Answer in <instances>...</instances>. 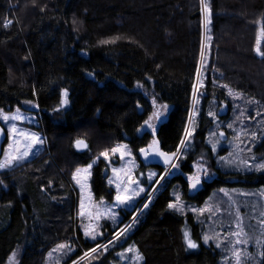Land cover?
<instances>
[{"label":"trees","instance_id":"obj_1","mask_svg":"<svg viewBox=\"0 0 264 264\" xmlns=\"http://www.w3.org/2000/svg\"><path fill=\"white\" fill-rule=\"evenodd\" d=\"M206 2L211 15L197 129L178 172L162 180L122 244L138 249L141 264H222V250L203 240L205 222L190 210L168 208L176 194L184 204L199 208L223 189L259 190L264 222V170L222 168L217 157L224 152L214 154L207 143L213 124L208 113L215 105L230 103L228 89L264 107V57L255 52L264 0ZM6 20L12 22L5 26ZM202 35L201 0H0V109L13 111L27 101L36 104L39 129L49 151L44 149L34 161L0 171V181L6 182L5 188L0 182V264L20 244L24 248L18 264H46L49 249L72 232L83 249L92 247L71 225V200L62 206L44 201L50 190L47 181L65 184L60 167L72 162L85 165L99 149L119 141H127L135 153L147 145L152 132L138 129L154 109L153 98L157 109L170 107L155 125L156 139L162 150L175 152L202 63ZM260 47L264 51V36ZM64 89L69 105L60 108ZM228 113L219 119L227 121ZM224 124L222 129L231 133ZM76 140L88 147L77 151ZM254 152L264 155V133ZM201 160L212 175L202 178L191 192L187 175ZM33 165L36 174L30 169ZM103 165L93 167L91 188L95 198L110 200ZM58 193L55 200L59 202L71 190ZM123 214L122 225L130 218L129 212ZM185 230L197 248H188ZM106 231L108 238L112 230ZM81 253L78 248L63 264ZM262 253L264 223L260 264H264ZM110 256L111 251L105 257Z\"/></svg>","mask_w":264,"mask_h":264},{"label":"rangeland","instance_id":"obj_2","mask_svg":"<svg viewBox=\"0 0 264 264\" xmlns=\"http://www.w3.org/2000/svg\"><path fill=\"white\" fill-rule=\"evenodd\" d=\"M204 2L207 4L206 0ZM201 7L203 9V5L201 3ZM264 19V16L262 17ZM261 18V19H262ZM259 20V28L261 29L264 27L263 24L260 25ZM209 20L207 13L202 11V25H203V35H202V49L201 53L203 52V57H200V61L202 62L199 66L200 74L199 79L202 81V85L197 83V75L195 79V83L197 85V99L198 103L194 105L193 103V91L191 96V105L188 113V119L186 128L193 130L192 135L194 134L195 130L197 129V121L199 117V111L201 107V87L204 85V74L202 72L203 63L205 61V40L208 37L209 32ZM260 42L262 41V36H260ZM232 94H229V89L227 90V95L230 97V103L223 102L220 105H215L213 109V113L215 116L212 117V127L208 133L207 143L212 148V144H216V148L214 154L218 155L219 151H223L224 153L217 157V162L222 168L226 169H234L240 171H247V170H255L254 168H248L245 165L241 164L240 161H248L249 163H253L252 157H256L255 163H259L261 158H264V155H259L254 152V145L258 141V139L264 133V107L260 109L261 103H259L255 99L248 98L243 94L231 90ZM239 95H236V94ZM62 98V97H61ZM69 105V102L60 108H66ZM33 104H27L24 107H20L21 114L25 117L22 121H12L15 123L17 128L23 129L27 132L36 133L43 139V144L37 145L34 147L30 155L23 161L14 163L9 168L0 169V171H9L10 168H17L22 163H26L29 161H34L35 158L38 157L40 153L43 152L45 149L46 152L48 151V141L47 138L42 134L41 130L39 129V120L37 112L30 109ZM17 109V108H16ZM6 111L3 110L6 114H12L16 111ZM162 111L161 118L165 115V113L170 109L167 106L166 109H160ZM156 109H153L152 112ZM151 112V114H152ZM229 112V118L227 121H223L219 119V116L226 114ZM150 114V115H151ZM149 115V116H150ZM148 116V117H149ZM147 117V119H148ZM160 118V119H161ZM159 119V120H160ZM2 126L5 128L7 132L6 143L3 147V152L0 156V161L4 159V152L8 149V145L12 143V136L8 132L9 123L3 120H0ZM158 120H154L153 124L156 125ZM225 123V124H224ZM225 125L226 129L229 130L231 133H227L226 130L222 129V125ZM232 124L233 127L229 128L228 125ZM147 131L152 132V129H148L145 127ZM185 128V129H186ZM223 131L224 137L218 138V134ZM213 133L217 135H212ZM252 133L256 135L253 136ZM192 135L190 137H185V131L183 138L187 140V145L185 150L180 154V158L174 160L173 163L179 164L180 160L183 158L184 153L190 149V145L192 143ZM77 141V140H76ZM75 141V142H76ZM151 141V140H150ZM149 141V142H150ZM148 142V143H149ZM116 144H126L129 147V150L132 153V158H134V163L136 165L135 168L132 170V176L134 179L139 181V186L144 189L143 192H140L139 195L133 196L132 200L127 203L126 205L116 206L117 202L115 201L116 196V186L115 184H109V178L113 176L112 169L113 168H121L127 167L131 168L132 165L129 163V158H125L123 161L120 159L119 155H111L109 156V160H105L104 157L100 156L99 154L104 151L105 149H111ZM112 147L109 148H101L99 149L94 156L91 157L89 163L93 164V167L97 164L103 163V168L107 169V176L104 178L105 183L109 187L111 191V199L106 200L105 198H95L93 195V191L91 188V176L92 170L91 169V176L88 178L87 184L88 188L84 191L83 196L85 198V211H92L95 214L96 210L98 209L100 212H105L107 209H111L113 213L116 214V219H111L107 214L101 216L98 220H93L92 224L95 227L97 233H99L95 240H92L90 237H85L84 229L82 225L88 224L89 219L88 216L85 215L84 217L80 216V204H81V189L80 186L76 183L73 179V173L76 171L77 168H84L89 163L85 165H78V164H67L66 166L60 167V172L63 173L64 178L66 180L65 184L58 183L54 185L52 181H47V185L49 187L48 194H45V199L42 198L45 202H49L50 204H57V205H65V201L71 200L72 201V221L71 225L74 226L75 230H79L82 234L83 239L90 241L92 247L89 249L97 248V245H108L107 250L105 251L103 247H100L94 253H90L89 256L85 257V253L89 252V250L83 249L78 241V237L75 232H72V235L67 237V241L65 239L60 240L59 242L55 243L54 246L49 249L45 256V263L46 264H63L64 261L69 258L71 255L76 254L78 248H81V255L74 261H77V264H133L131 257L133 253H125V257H121L118 254L123 252L129 246H133L132 244L123 245L124 240L131 232L133 226L138 221V217L143 213V211L148 207L145 205H149L157 190H159L161 186L162 180L169 174L162 169V171H158L156 167H150L147 165H143L136 153L131 149L129 143L127 141H119L115 143ZM250 149V151H249ZM213 150V149H212ZM50 154V153H49ZM51 155V154H50ZM99 157V159H97ZM198 163H203V166L207 169V174H201L202 178L209 177L212 175L210 170L207 168L204 162L199 161ZM35 164V163H34ZM30 168L33 170V174H36L37 168L36 166H32ZM55 168V167H54ZM19 169V168H18ZM53 169V168H52ZM20 170V169H19ZM51 172V171H49ZM178 169H171L170 173H176ZM196 172V168H194L193 173ZM143 173V175H141ZM149 173H156L155 176L152 177L151 180L148 179ZM191 173L190 175H192ZM189 175H187L188 177ZM163 177V179H161ZM38 179L34 178V181L37 182ZM47 180V179H46ZM159 180L160 183L157 184L155 181ZM1 186L3 188L6 187V182L1 179ZM47 185H44L46 188ZM199 185L192 189L190 187V191H195ZM41 188V189H43ZM69 188L71 190V195H67L66 193L63 194L59 200L56 201V195H59V191L65 192ZM89 194L91 195V200H88ZM67 200V201H68ZM56 201V202H55ZM182 202V201H181ZM183 203V202H182ZM184 204V203H183ZM91 205V208L89 207ZM185 210H190L195 208L193 206H189L184 204ZM207 208L209 210L205 211L201 214L199 211L195 212L198 218L202 219L206 224V234L210 237L209 241L212 242L216 247L219 245V249L222 250V264H236L235 260L232 258L233 249L237 250L241 254V262L240 264H260L261 260V246H262V226H263V195L262 192L259 190H243V189H223L217 193H215L211 199L202 207L196 208ZM129 212L130 218L129 220L124 223L123 225L120 224L123 218V213ZM200 219V220H201ZM131 225L128 228L127 232L119 238V240H114L113 244H108L109 240L113 239V236L116 233L124 231V229ZM112 230V233L108 238L104 237L108 231ZM67 230H65L66 232ZM64 232V233H65ZM232 233H237L238 235L234 236ZM73 241L74 243H71ZM237 241H240L239 243ZM259 241V243H258ZM60 243H67L73 249L71 252L65 249L64 251H53L56 246ZM117 247L118 249H115ZM24 248V244L17 245L14 250L10 253L9 257L7 258L5 264H18L20 256L22 254ZM136 248V247H134ZM111 251L112 256L105 257ZM52 253L50 256L49 253ZM15 253L14 261L12 260L13 254ZM83 258V259H81ZM227 258V259H225ZM70 264H73L71 262ZM135 264H141V260L135 262Z\"/></svg>","mask_w":264,"mask_h":264},{"label":"snow or ice","instance_id":"obj_3","mask_svg":"<svg viewBox=\"0 0 264 264\" xmlns=\"http://www.w3.org/2000/svg\"><path fill=\"white\" fill-rule=\"evenodd\" d=\"M201 3L203 5L202 11L206 12L208 17L211 15V9L209 8L208 4L204 2V0H201ZM12 21H5V26L10 24ZM260 36H264V27L261 28ZM104 43H107V41H104ZM255 52L257 55L264 57V51H261L260 47V37H258L257 42H256V47H255ZM203 52L201 53V56L203 57ZM199 74H200V69H197V83L202 85V81L199 79ZM224 87H227V85H224ZM229 94H232L231 89H229ZM236 95H239L238 93ZM68 91L67 89L62 90V98L60 100V105L59 107H63L68 103ZM197 99V85H193V103L194 105L198 103ZM26 103H31V101H27ZM156 99H152V106L154 109H156ZM161 109H166L167 105H161ZM209 116L214 117L215 113L209 112ZM162 116V111L159 109L154 110L152 114L146 119L141 126V129H138V131L143 130L145 127L148 129H152L153 136L155 133V125L153 124L154 120H159ZM25 119V117L21 114L20 109L17 108L16 111L12 114H6L3 112L2 109H0V120H3L5 122L9 123L8 127V132L12 136V143L8 145V149L5 150L4 152V159L0 161V169L4 168H9L11 167L14 163L20 162L25 160L32 150L34 149L35 146L43 144V139L36 133H31L27 132L23 129L17 128L15 123H12V121H22ZM229 128H232L233 125L229 124ZM2 131V129H0ZM192 131L188 128L185 129V137H190L192 135ZM212 135H217L213 133ZM224 132L221 131L218 134V138H223L224 137ZM253 136H255V133H252ZM187 145V140L182 138L180 140L179 145L176 148L175 152L169 153V152H164L161 151L159 148V142L153 138L152 141L147 145L145 148H140L139 149V154L143 156V158L148 161L152 157H158L162 158L163 164L165 166V171L170 174L171 169H178L179 165L173 163L174 160H177L180 158V154L185 150V147ZM76 146L77 148H87L88 145L85 143L83 140H77L76 141ZM216 144H212V149L215 151ZM250 151V149H249ZM111 155H116L118 154L120 159L123 161L125 158H129V163L132 165L131 168L127 167H121V168H113L112 173L113 176L109 178V184H115L116 186V196H115V201L117 202L116 206H121V205H126L129 203L133 196L139 195L140 192H143L144 189L139 186V181L134 179L132 176V170L133 168L136 167L134 163V158H132V153L129 150L128 145L126 144H116L114 147H112L110 150L105 149L102 151L99 155L104 157L105 160H109V156ZM99 159V157H97ZM253 163H249L248 161H240L241 164L245 165L248 168H254L255 170H264V158H261V161L259 163H255L256 157H252ZM95 161L92 163H89L86 167L84 168H77L76 171L73 173V179L76 181V183L80 186L81 189V204H80V216L84 217L85 215L88 216L89 223L82 225L84 229V235L85 237H90L92 240H95L97 235L99 233L96 232L94 225L92 224L93 220H98L101 216L107 214L111 219L115 220L116 219V214L111 211V209H107L105 212H100L98 209L96 210L95 214H93L92 211H85V198L83 196L84 191L88 188V178L91 176V169L93 167V164ZM194 168H196V172H194L192 175H189L187 177L189 185L192 189H195L201 182V174L203 173L204 175L207 174V169L203 166V163H196L193 165ZM143 175V173H141ZM156 173H149L148 174V179L151 180L153 176H155ZM163 179V177H161ZM157 184L160 183L159 180L155 181ZM88 200H91V195L89 194ZM148 205L146 204L145 207ZM91 208V205H89ZM168 208L174 209L178 212H183L185 205L181 202V197L179 194L175 195V202H170L168 204ZM209 209L207 208H201V209H196L192 208V212H197L199 211L201 214H203L205 211ZM264 223V222H262ZM131 225H128L124 231L116 233L113 236L112 240H109L108 244H113L114 240H119L121 236H123L128 228H130ZM232 235L236 236L238 235L237 233H232ZM184 239L187 243L188 248L195 249L198 247V244L191 238L190 233L185 230L184 232ZM210 237L208 235L203 236V240L205 243H208ZM238 243L240 241H237ZM259 243V241H258ZM219 247V245H217ZM103 247L104 250H107L108 245H97V248L89 250V252H86L84 255L85 257L89 256L90 253H94L97 251L98 248ZM67 249V251L71 252L73 249L71 246L67 243H60L56 246V248L53 251H64ZM125 253H133L131 260L133 261V264L135 262L140 261L143 259V257L139 254L138 249L134 248L133 246H129L127 249H125L123 252L119 253L118 255L121 256L122 258L125 257ZM49 255L51 256L52 253L50 252ZM264 255V253H262ZM15 258V253L13 254L12 260L14 261ZM232 258L235 260L236 264H240L241 262V254L239 251L233 249V254ZM83 259V258H81ZM227 259V258H225ZM58 264V262H57ZM73 264H77V261H73Z\"/></svg>","mask_w":264,"mask_h":264},{"label":"water","instance_id":"obj_4","mask_svg":"<svg viewBox=\"0 0 264 264\" xmlns=\"http://www.w3.org/2000/svg\"><path fill=\"white\" fill-rule=\"evenodd\" d=\"M263 22H264V19L262 18L261 21H260V25L263 24ZM30 109H32L33 111H36L37 110V105L33 104V106ZM0 129H2V131H0V156H1V154L3 152V147H4V144H5V140H6V137H7V132H6L5 128L2 126L1 123H0ZM152 136H153V132H152ZM153 138L156 139V133H154ZM74 145H75V148H76L77 151H83L85 149V148H77L76 142L74 143ZM145 147H147V145L142 147V148H145ZM159 148H160L161 151H164V150L161 149L160 144H159ZM164 152H166V151H164ZM169 153H172V152H169ZM138 155L140 156V160L144 161L145 165H147V166L150 165V166H154L156 168L165 169V166L163 164L162 158L152 157L150 160L146 161L143 158V156L141 154H139V150H138ZM107 174H108L107 169L103 168V172H102L103 178H106Z\"/></svg>","mask_w":264,"mask_h":264},{"label":"flooded vegetation","instance_id":"obj_5","mask_svg":"<svg viewBox=\"0 0 264 264\" xmlns=\"http://www.w3.org/2000/svg\"><path fill=\"white\" fill-rule=\"evenodd\" d=\"M145 129H146V128H145ZM151 141H152V139H151ZM151 141H150V142H151ZM150 142H149V143H150ZM149 143H147V145H148ZM145 146H146V145H145ZM136 155H137L139 161H140L143 165H145L144 161H141V160H140V156L138 155V151L136 152ZM149 166H150V165H149ZM150 167H154V166H150Z\"/></svg>","mask_w":264,"mask_h":264}]
</instances>
